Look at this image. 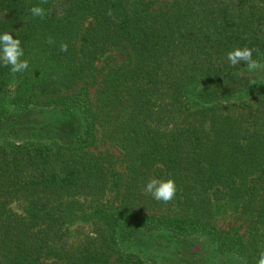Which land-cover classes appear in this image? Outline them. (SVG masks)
Returning <instances> with one entry per match:
<instances>
[{
  "label": "trees",
  "instance_id": "obj_1",
  "mask_svg": "<svg viewBox=\"0 0 264 264\" xmlns=\"http://www.w3.org/2000/svg\"><path fill=\"white\" fill-rule=\"evenodd\" d=\"M4 32L29 68L0 63V264H210L204 243L256 264L264 72L227 52L256 49L264 63V0H0ZM32 112L48 121L25 126ZM149 178L174 179L175 198L145 195ZM211 200L241 222L218 229ZM77 221L93 234L68 245Z\"/></svg>",
  "mask_w": 264,
  "mask_h": 264
},
{
  "label": "clouds",
  "instance_id": "obj_2",
  "mask_svg": "<svg viewBox=\"0 0 264 264\" xmlns=\"http://www.w3.org/2000/svg\"><path fill=\"white\" fill-rule=\"evenodd\" d=\"M48 0H42V4H46ZM32 17L43 19L46 15V9L41 5H33L28 9ZM47 42L53 44L55 41L52 37H48ZM61 52H67L68 44L61 42L59 45ZM258 50L249 47H236L227 52V60L232 66L240 65L242 62L248 72H264V63L260 59L253 58V52ZM24 56L23 48L19 38H14L9 32L0 34V63L8 67L10 72L21 73L29 68V62L22 59ZM264 82H261L262 84ZM249 85L258 84L255 78L248 81ZM177 187L174 179H156L149 178L143 187V193L150 195L154 200L164 204L170 203L176 196ZM256 264H264V251L259 253Z\"/></svg>",
  "mask_w": 264,
  "mask_h": 264
},
{
  "label": "rangeland",
  "instance_id": "obj_3",
  "mask_svg": "<svg viewBox=\"0 0 264 264\" xmlns=\"http://www.w3.org/2000/svg\"><path fill=\"white\" fill-rule=\"evenodd\" d=\"M119 59L120 57L116 52L106 53L99 58V60L97 61V66L99 68H106L109 65L117 62ZM91 91H93V89H91ZM25 117L27 118V123L25 126L28 127H31V125L34 126L37 124V122L39 123L40 121H43L44 123L48 121L44 112H32ZM5 125L10 127L11 124L5 122ZM13 127H15V124L13 125ZM101 148H107L116 157V166L120 169L124 168L123 164L120 162V160L122 159V154L117 149V147L111 145H101ZM17 204V202H13L11 204L13 210H17ZM208 211L213 223L218 229L228 230L231 225L241 222L240 220H238V222L235 220V212L232 210L231 205L223 203L222 201L211 200L208 205ZM244 229V226H242L240 232L244 233ZM91 234H93L92 225L89 222L77 221L68 227L66 237L69 244H67H77L82 239H84V237ZM207 246V243H204L202 252L206 251L207 255L210 253L208 255V258L212 259V262L210 264H238V257L219 254H216V256L211 255V250L208 251ZM162 252L169 253L166 248L163 249ZM205 258H207V256H205ZM190 264H193V262L191 261Z\"/></svg>",
  "mask_w": 264,
  "mask_h": 264
}]
</instances>
